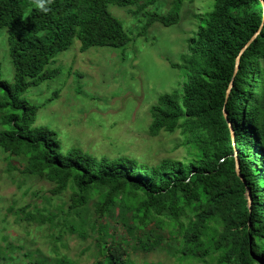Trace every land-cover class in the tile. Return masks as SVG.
Instances as JSON below:
<instances>
[{
	"label": "trees",
	"instance_id": "trees-1",
	"mask_svg": "<svg viewBox=\"0 0 264 264\" xmlns=\"http://www.w3.org/2000/svg\"><path fill=\"white\" fill-rule=\"evenodd\" d=\"M155 1L52 0L44 13L33 0H0V30H7L14 69L11 83L0 80L1 153L22 160L23 175L50 184L48 203L69 192L62 220L69 234L92 238L96 252L89 264H136L128 239L109 233L114 217L145 253L172 248L180 260L264 264V19L259 0H214L210 12L196 15L203 23L183 57L187 75L181 94H160L149 108L148 134L179 130L190 156L186 161L165 158L148 164L128 155L95 157L77 147L62 154L57 134L34 125L43 105L20 100L27 88L58 74L46 66L74 39L81 52L130 42L109 5L139 4V10ZM154 21L175 24L178 10L153 15L147 25ZM257 30L234 73L236 56ZM223 110L232 124L234 146ZM234 148L242 179L235 170ZM27 207L17 214L38 226L54 224L56 213L32 215ZM52 252L50 257L22 252L26 260L19 262L6 251L1 261L77 264Z\"/></svg>",
	"mask_w": 264,
	"mask_h": 264
},
{
	"label": "rangeland",
	"instance_id": "rangeland-1",
	"mask_svg": "<svg viewBox=\"0 0 264 264\" xmlns=\"http://www.w3.org/2000/svg\"><path fill=\"white\" fill-rule=\"evenodd\" d=\"M213 3L214 0H157L139 10V4L109 5V12L121 22L130 42L122 47H90L81 52L79 41L74 39L46 66L57 68L58 74L20 95V100L33 106L43 105L36 110L34 125L57 134L62 154L77 147L95 157L128 155L148 164L165 158L188 160L179 130L148 134L149 108L160 94H181L187 75L184 58L193 46L190 39L203 23L196 15L210 12ZM175 9L179 13L177 23L164 26L154 21L147 25L151 16L166 15ZM13 74L4 28L0 30V80L11 83ZM1 152L0 264L13 263L1 261L6 251L19 262L26 260L21 257L22 252L50 257L53 250L77 264L92 262L96 252L92 238L80 240L69 234L62 220L69 192L61 197L63 200L48 203L50 184L23 175L22 160L7 159ZM26 206L25 211L32 215L37 211L45 215L56 213L54 224L38 226L25 220L17 211ZM67 221L72 219L67 217ZM108 226L112 238L121 235L128 239L130 259L136 264H215L211 257H206L205 262L180 260V254H173L172 248L145 253L115 217Z\"/></svg>",
	"mask_w": 264,
	"mask_h": 264
},
{
	"label": "water",
	"instance_id": "water-1",
	"mask_svg": "<svg viewBox=\"0 0 264 264\" xmlns=\"http://www.w3.org/2000/svg\"><path fill=\"white\" fill-rule=\"evenodd\" d=\"M261 5H262V11H263V19H264V0H259ZM262 25V24H261ZM260 29V28H259ZM259 33V30H257L252 36L251 38L245 43V45L240 49L238 55L236 56V59H235V69H234V73L236 72L237 68H238V65H239V58L241 56V54L247 49V47L251 44V42L255 39V37L257 36V34ZM232 87V82L229 83L228 87H227V90H226V93H225V102L228 98V95H229V90L231 89ZM223 115H224V118L226 120V123H227V126H228V129H229V132H230V138L232 140V144L234 146V131H233V128H232V124L231 122L227 119V114H226V111L223 110ZM236 149L234 148V157H235V170H236V173L238 175V177L240 179L241 176L239 174V162H238V159L236 157ZM246 199H247V203L248 205L250 204V201H251V195H250V190L249 189H246Z\"/></svg>",
	"mask_w": 264,
	"mask_h": 264
},
{
	"label": "clouds",
	"instance_id": "clouds-1",
	"mask_svg": "<svg viewBox=\"0 0 264 264\" xmlns=\"http://www.w3.org/2000/svg\"><path fill=\"white\" fill-rule=\"evenodd\" d=\"M52 0H33L34 6L41 12L47 13Z\"/></svg>",
	"mask_w": 264,
	"mask_h": 264
}]
</instances>
